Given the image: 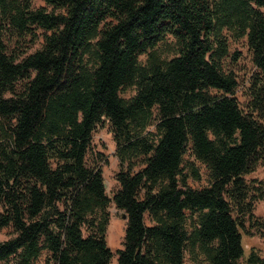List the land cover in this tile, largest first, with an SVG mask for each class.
Wrapping results in <instances>:
<instances>
[{"label":"trees","instance_id":"1","mask_svg":"<svg viewBox=\"0 0 264 264\" xmlns=\"http://www.w3.org/2000/svg\"><path fill=\"white\" fill-rule=\"evenodd\" d=\"M260 166L264 0H0V264H111V203L117 264H237L246 225L264 237Z\"/></svg>","mask_w":264,"mask_h":264},{"label":"rangeland","instance_id":"2","mask_svg":"<svg viewBox=\"0 0 264 264\" xmlns=\"http://www.w3.org/2000/svg\"><path fill=\"white\" fill-rule=\"evenodd\" d=\"M39 47V44L35 45L34 48ZM233 49H238L242 51L243 58L239 62V69L241 70L240 76L244 80V84L248 79V76L255 71L253 66L250 52L246 47L244 42L238 45L234 44ZM242 84V81H241ZM242 86L238 91V96L242 104L245 103L246 98L242 92ZM115 142L113 139V134L108 125L99 126L93 136L92 146L90 150L89 157L91 159H98L100 165L103 169L104 182L106 186L107 193L112 196L113 192L117 189L118 183L115 179V174L119 170V161L114 155L115 152ZM102 154L104 159H99V155ZM202 180L193 181L190 183L193 187L199 188L205 185L207 178V171L204 167H201ZM248 178H264V166H260L257 171L249 175ZM110 224L107 231V241L112 251L114 252V257L111 264H117V249L121 248L123 245L125 228L127 219L123 217L124 211L118 209L114 203H111L110 208ZM257 221H264V201H258L255 204L254 210ZM9 229L0 230V241L5 240L8 237ZM243 236V244L245 247V255L243 258L237 261V264H250L248 262V256L250 253L255 251L264 260V237H262L257 231L254 225H246V229Z\"/></svg>","mask_w":264,"mask_h":264},{"label":"water","instance_id":"3","mask_svg":"<svg viewBox=\"0 0 264 264\" xmlns=\"http://www.w3.org/2000/svg\"><path fill=\"white\" fill-rule=\"evenodd\" d=\"M123 217L127 219V214L125 212L123 213Z\"/></svg>","mask_w":264,"mask_h":264}]
</instances>
